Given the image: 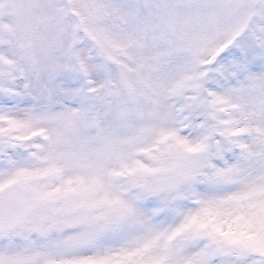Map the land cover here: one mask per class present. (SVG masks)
Masks as SVG:
<instances>
[{"label": "snow or ice", "instance_id": "6c2138e0", "mask_svg": "<svg viewBox=\"0 0 264 264\" xmlns=\"http://www.w3.org/2000/svg\"><path fill=\"white\" fill-rule=\"evenodd\" d=\"M0 264H264V0H0Z\"/></svg>", "mask_w": 264, "mask_h": 264}]
</instances>
